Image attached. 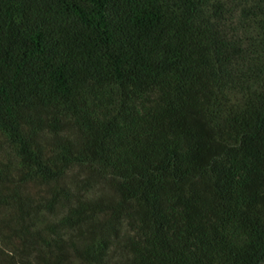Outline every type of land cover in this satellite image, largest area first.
Segmentation results:
<instances>
[{
    "label": "trees",
    "instance_id": "trees-1",
    "mask_svg": "<svg viewBox=\"0 0 264 264\" xmlns=\"http://www.w3.org/2000/svg\"><path fill=\"white\" fill-rule=\"evenodd\" d=\"M264 264V0H0V264Z\"/></svg>",
    "mask_w": 264,
    "mask_h": 264
},
{
    "label": "rangeland",
    "instance_id": "rangeland-1",
    "mask_svg": "<svg viewBox=\"0 0 264 264\" xmlns=\"http://www.w3.org/2000/svg\"><path fill=\"white\" fill-rule=\"evenodd\" d=\"M72 264H78V262L75 261V262H73Z\"/></svg>",
    "mask_w": 264,
    "mask_h": 264
}]
</instances>
